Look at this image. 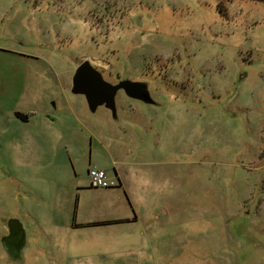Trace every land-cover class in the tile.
I'll return each instance as SVG.
<instances>
[{
	"label": "rangeland",
	"instance_id": "1",
	"mask_svg": "<svg viewBox=\"0 0 264 264\" xmlns=\"http://www.w3.org/2000/svg\"><path fill=\"white\" fill-rule=\"evenodd\" d=\"M86 59L160 105L91 113ZM0 264H264V0H0Z\"/></svg>",
	"mask_w": 264,
	"mask_h": 264
},
{
	"label": "water",
	"instance_id": "2",
	"mask_svg": "<svg viewBox=\"0 0 264 264\" xmlns=\"http://www.w3.org/2000/svg\"><path fill=\"white\" fill-rule=\"evenodd\" d=\"M122 90L126 97L147 105H160L154 99L147 80L120 79L111 82L104 78L102 72L92 65L90 60L82 61L72 76L70 91L74 95H82L91 113L99 107L109 110L114 120L119 118L116 105L118 92ZM51 118V117H50ZM8 234L1 237V243L13 261L23 260V248L26 245V234L22 223L17 218L7 222ZM15 233V234H14ZM15 251L14 256L10 251Z\"/></svg>",
	"mask_w": 264,
	"mask_h": 264
},
{
	"label": "crops",
	"instance_id": "3",
	"mask_svg": "<svg viewBox=\"0 0 264 264\" xmlns=\"http://www.w3.org/2000/svg\"><path fill=\"white\" fill-rule=\"evenodd\" d=\"M15 112L16 111H14V118H18L16 115H15ZM19 112H21V111H19ZM23 113V112H22ZM28 116H27V119H25V120H22V121H29L30 120V116H29V114H27ZM48 118H50L49 116H48ZM52 121H55L53 118H50ZM18 120H19V118H18ZM21 120V119H20ZM89 163H91V161H89ZM92 168H98V169H103V168H99V167H87L86 168V171H87V173H88V171H89V169H92ZM103 170H105V169H103ZM105 172H106V175H107V179H108V181L111 183V185H109V186H107V187H111V186H117V187H120V188H123L124 187V184H123V182H122V180H121V176L118 174V173H116V177H117V179H118V183H116V181H114L112 178H110L109 177V175H108V173H107V171L105 170ZM117 184V185H116ZM90 186H91V184H90ZM93 187V186H92ZM107 187H100V188H107ZM131 208H132V211H133V214H132V216H128V217H125V218H119V219H111V220H90V221H86V222H78L77 221V219L74 221V222H72L70 225H69V227H67L68 229V232L71 234V233H73L74 231H76L77 229H80V228H91V227H96V226H99V225H107V224H113V225H116V224H123V223H132V222H137L139 219H140V217H139V215L136 213V210H135V208H133V205H131ZM103 221H111L110 223H104V224H97V225H95V224H93V223H95V222H103ZM113 221V222H112Z\"/></svg>",
	"mask_w": 264,
	"mask_h": 264
},
{
	"label": "built area",
	"instance_id": "4",
	"mask_svg": "<svg viewBox=\"0 0 264 264\" xmlns=\"http://www.w3.org/2000/svg\"><path fill=\"white\" fill-rule=\"evenodd\" d=\"M88 176L90 180V184L93 187H107L111 185V183L107 179V175L105 170L92 168L88 171Z\"/></svg>",
	"mask_w": 264,
	"mask_h": 264
},
{
	"label": "trees",
	"instance_id": "5",
	"mask_svg": "<svg viewBox=\"0 0 264 264\" xmlns=\"http://www.w3.org/2000/svg\"><path fill=\"white\" fill-rule=\"evenodd\" d=\"M16 116L21 119V120H25L27 119V114L22 113V112H16ZM111 221H103V222H95L93 224L97 225V224H104V223H110ZM113 222V221H112Z\"/></svg>",
	"mask_w": 264,
	"mask_h": 264
},
{
	"label": "flooded vegetation",
	"instance_id": "6",
	"mask_svg": "<svg viewBox=\"0 0 264 264\" xmlns=\"http://www.w3.org/2000/svg\"><path fill=\"white\" fill-rule=\"evenodd\" d=\"M119 92H123L122 90H120ZM118 92V93H119ZM155 106H158V105H155ZM16 112H19V111H16ZM16 112H15V115H16ZM8 231V230H7ZM9 232H7L5 235H7ZM15 234V233H14ZM14 256L16 255V252L15 251H10ZM18 262H20V263H22V260L21 261H18Z\"/></svg>",
	"mask_w": 264,
	"mask_h": 264
}]
</instances>
